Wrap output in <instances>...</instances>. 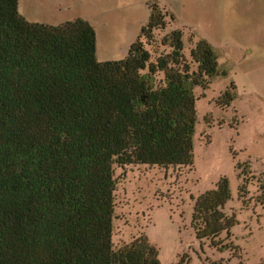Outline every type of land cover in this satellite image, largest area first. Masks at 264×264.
Segmentation results:
<instances>
[{"label": "trees", "instance_id": "obj_1", "mask_svg": "<svg viewBox=\"0 0 264 264\" xmlns=\"http://www.w3.org/2000/svg\"><path fill=\"white\" fill-rule=\"evenodd\" d=\"M150 9L127 56L101 62L88 21L32 23L20 0H0V264H161L144 229L114 241L123 174L192 171L196 101L226 74L208 40L188 47L182 29L165 33L170 10ZM231 199L225 177L192 198L201 244L231 235Z\"/></svg>", "mask_w": 264, "mask_h": 264}, {"label": "rangeland", "instance_id": "obj_2", "mask_svg": "<svg viewBox=\"0 0 264 264\" xmlns=\"http://www.w3.org/2000/svg\"><path fill=\"white\" fill-rule=\"evenodd\" d=\"M157 3L176 19L167 18L165 33L182 29L188 47L194 34L208 40L226 75L196 101L192 171L137 167L123 174L114 241H130L144 229L161 264H264V0H20V12L46 25L88 21L104 62L127 56ZM232 83L234 101L222 109L217 99ZM223 177L232 193L225 212L236 223L218 247L201 244L191 226L192 198Z\"/></svg>", "mask_w": 264, "mask_h": 264}, {"label": "crops", "instance_id": "obj_3", "mask_svg": "<svg viewBox=\"0 0 264 264\" xmlns=\"http://www.w3.org/2000/svg\"><path fill=\"white\" fill-rule=\"evenodd\" d=\"M167 6V5H166ZM166 6H164L165 8H167Z\"/></svg>", "mask_w": 264, "mask_h": 264}]
</instances>
